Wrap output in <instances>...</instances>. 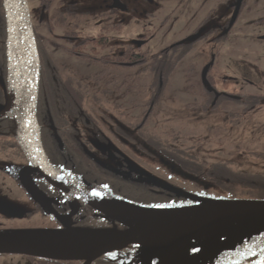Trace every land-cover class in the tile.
Here are the masks:
<instances>
[{"label":"rangeland","instance_id":"374dc122","mask_svg":"<svg viewBox=\"0 0 264 264\" xmlns=\"http://www.w3.org/2000/svg\"><path fill=\"white\" fill-rule=\"evenodd\" d=\"M26 1L39 42L44 39L53 42L60 38L63 33L61 29L55 26L49 35L44 27L39 0ZM69 1L72 0H66ZM121 1L129 7L127 13H108L103 0H81L75 9L77 23H80L76 27L83 37L99 36L108 27L109 32L105 35L114 44L144 42L139 52L147 62L171 44L187 38L192 27L206 12V8H196V0H192L191 6H187L185 0ZM217 1L213 0L211 5L219 4ZM220 1L224 2L220 3L219 9L215 7L210 15V26L214 27L212 31H216V26L227 23L231 15L234 0ZM218 34L214 32L206 44H196L192 52L177 65L165 84L158 106H153L147 118L144 115L149 108L151 84L154 81L147 66L145 70L131 71L129 76L134 80L127 77V83L123 84L125 88L113 91L109 90L111 86L106 85L107 79L94 78L96 69L84 62L66 63V59L61 57L54 64L64 69V77L69 75L75 79L73 81L79 87L76 91L81 92L83 107L101 121L99 128L106 134L107 130L108 133L110 130L122 135V131L125 133L128 149L150 171L149 174L152 172L155 178L201 198H241L251 195L248 189L239 184H217L207 177L208 169L211 165L225 162L237 172L264 175V101L253 110H246L235 103L211 110L204 103L206 96L199 78L202 67L209 59L207 44H210L209 48L220 51L211 72L216 86L241 89V96L249 93L243 84L245 81H258V86L264 88V40H257V36H264V0L246 1L242 14L220 50L219 45L212 43ZM114 49L116 52V46ZM255 72L261 74L263 79L254 78L252 74ZM259 95L264 100V94ZM202 105H205L203 110L200 109ZM143 135L155 138L167 150L183 152L186 160L194 157L202 168L194 171L189 165L170 161L145 145ZM33 225L40 226L38 223ZM254 253L248 260L238 254L235 256L237 259L226 264H258L264 257V249ZM136 259L135 252L132 262L135 263Z\"/></svg>","mask_w":264,"mask_h":264},{"label":"flooded vegetation","instance_id":"af4514ba","mask_svg":"<svg viewBox=\"0 0 264 264\" xmlns=\"http://www.w3.org/2000/svg\"><path fill=\"white\" fill-rule=\"evenodd\" d=\"M80 1L39 0L40 16L44 17L41 21L45 24L44 27L49 35L53 33L55 26L63 32L62 36L55 41L53 40V42L49 39L41 40L42 51L39 55L37 46L40 43L32 27L34 39L36 38L34 41L38 61L41 59L40 70L43 81L41 92L45 109V113H42L40 118L37 116L39 128L45 129L44 135L39 138L40 147L49 169L66 186L77 192L105 201L119 200L144 207L141 202L145 200L147 193L149 196H153L155 200L157 196L165 194V192L150 185V179L146 176V172L150 173V171L131 154L125 141L126 138L124 139L125 133L122 131V135L112 132V130L108 133L107 130L106 134L99 128L101 121L99 122L83 107L81 92L76 91L79 87L73 81L75 79L69 75L64 77L66 75L63 73L64 69L54 64L61 57L66 59V63L84 62L96 69L94 78H106V85L111 86L109 90L120 91L121 88H125L123 84L128 81L130 68L146 61L145 56L139 52V48L144 45V42H141V45H137L135 42L131 44L130 42L132 46L129 42H116L114 44L113 40L105 35L109 32L107 31L108 27L99 36L83 37L81 31H78L76 27L80 23H77L78 17L75 9L79 6ZM103 1L106 3L103 7L108 13L118 12L124 14L129 11V7L121 0L120 2L127 7L126 12L111 9V0ZM185 1L187 6L192 5V0ZM212 1L196 0V4L194 3L196 8H206V12L192 27L191 34L187 38L171 44L169 48L184 41L181 45L185 44L189 48L188 54H190L196 44L201 42L206 44L211 35L217 31L218 36L211 42L213 45H219L220 50V46L222 47L227 42L229 34L242 14L247 0H243L235 23L228 29L236 2L234 0L228 22H225L223 26H216V31H212L214 27L210 26V15L214 12L215 7L219 9L218 6L221 1L218 0L219 4L211 5ZM3 6V0H0V105L4 104L2 83L5 87L8 84L5 48L6 21ZM29 18L31 21L30 16ZM3 29H5L4 39L1 35ZM263 38L264 36H257V40L262 41ZM209 45L207 44L209 59L204 66L211 61H213V64L208 70L206 79L220 96L215 98L214 92H208L202 86L200 72L199 82L206 96L204 103L211 110L229 103L242 105L246 110L259 108L264 103L259 95L260 93L264 94V88L258 86V81H245L243 84L249 89V93L247 92L248 94L243 96H241V89H225L222 86H216L211 72L215 67L220 51H216L213 47L209 48ZM114 46L117 48L116 52ZM252 75L254 78L263 79L261 74L258 75L256 72ZM247 99H252L255 103L248 107ZM204 106L202 105L200 109L203 110ZM152 108L153 104L150 103L148 111L144 115L146 118ZM12 114H14L13 110L0 118V235L62 230L67 227L80 230L114 229L124 231L125 228L122 226L102 217L87 205L52 187L37 175L15 140V135L18 134L17 122H11L10 124L9 117H12ZM111 121L113 122L112 119ZM144 144L146 145L145 142ZM137 153L140 154L139 151ZM105 185H107V188L104 187ZM93 190L100 191L103 196H93ZM165 195L169 196L168 194ZM34 223H38L40 226L35 227ZM135 252H137V246H128L107 253L91 264H136L132 262ZM252 257L253 254L243 259L248 260ZM237 258L234 257L233 261ZM0 264L83 263L0 254Z\"/></svg>","mask_w":264,"mask_h":264},{"label":"water","instance_id":"95a60500","mask_svg":"<svg viewBox=\"0 0 264 264\" xmlns=\"http://www.w3.org/2000/svg\"><path fill=\"white\" fill-rule=\"evenodd\" d=\"M111 2V9L127 11L120 0ZM3 3L8 87L6 89L2 83L4 104L0 105V118L11 110L16 113L18 134L15 135V140L41 179L125 230H80L67 227L62 230L5 234L0 235V254L91 264L107 253L137 246L136 264H199L213 245L221 244L220 248L226 245L228 252L216 264H226L238 254L246 257L264 249V238L234 247L236 237L250 234L257 226H264V200L201 198L146 173L150 185L190 203L181 207L150 208L119 200L94 198L75 191L58 179L49 169L39 143L35 118L39 63L27 1L3 0ZM242 3L243 0H236L228 29L235 23ZM19 32L25 40L27 52L25 55L19 50L17 59L15 40ZM135 43L141 45V42ZM183 43L181 41L171 48ZM212 64L213 61L202 69L201 84L208 92H214L217 98L220 94L213 90L206 79ZM24 81L29 88L23 115L19 95ZM33 144L36 146V153L32 150ZM97 252L99 254H95Z\"/></svg>","mask_w":264,"mask_h":264},{"label":"trees","instance_id":"16d2710c","mask_svg":"<svg viewBox=\"0 0 264 264\" xmlns=\"http://www.w3.org/2000/svg\"><path fill=\"white\" fill-rule=\"evenodd\" d=\"M1 35L3 36L4 39L5 29L2 30ZM37 49H38V54L41 55L42 50L40 44H38ZM188 49L189 48L185 44L178 47L168 48L160 52L159 54L152 56L149 62H147L146 60L144 63L130 68L129 74H131V71H135L140 68H142V70H145L146 66L151 71L154 81L151 84L152 96L150 103H152L153 106L155 107L158 106V102L161 98L165 84L167 83L171 74L174 72L177 65L186 58L188 54ZM38 63H39V80H38V89H37V95L35 101L36 124H37V116L40 118V116H42V113L43 114L45 113L43 95L41 92V88L43 86V81L41 77L42 74L40 70L41 59H39ZM130 78L132 79V76L131 77L129 76V79ZM101 79H106V78H101ZM133 80L134 78L131 81ZM247 103L249 107L255 102L252 99H247ZM9 118L11 120L10 124L11 122L12 123L16 122V113L14 112V114H12V117L10 116ZM37 128H38V137L40 138L44 135L45 129H40L38 124H37ZM143 139L148 146H150L155 151L160 152L161 155L168 158L172 162L179 163L182 165H189L193 170L194 169L198 170L202 168V165H199L194 157H188L189 160H186L183 158V156L185 155L183 152L171 150V149L167 150V148H163L161 143L153 137H148L147 135L145 136L143 135ZM207 177L213 180L214 182H216L217 184H220L222 182H225L227 184H239L241 187L248 189L251 195H246L241 197L243 199L245 198V199H253V200H264V175H260V174L250 175V174L237 172L234 169H232L228 163L219 162L217 164L210 166V168L208 169ZM253 192H255L256 194H252ZM165 194L157 196L156 199L154 200V197L149 196L147 193L145 200L141 202V205H143L144 207H158V205H166L164 207H158V208H165V207L171 208L178 205L186 206L190 204L182 199H177L176 197L171 195L166 196ZM241 198L228 196L227 198H221V199H241Z\"/></svg>","mask_w":264,"mask_h":264},{"label":"bare ground","instance_id":"6f19581e","mask_svg":"<svg viewBox=\"0 0 264 264\" xmlns=\"http://www.w3.org/2000/svg\"><path fill=\"white\" fill-rule=\"evenodd\" d=\"M25 40L23 38V36L20 34H18L16 40H15V52H16V56L18 59V51L20 50L21 52H24V54L26 55L27 52V47L25 46ZM16 77L13 78V82H15ZM25 84L23 85V90H21V94L19 95L20 97V102L21 104V113L24 115L25 113V106H26V98H27V93H28V88L29 85L26 84V81H24ZM14 94V93H13ZM32 150L33 152L36 153V146L35 144H33L32 146ZM248 234V235H247ZM243 234L244 237L243 239H240L243 235H239V237L235 238V242H234V247H240L241 245H243L245 242H255L258 241L262 238H264V226H257L250 234ZM221 245V244H220ZM220 245H213L212 249L210 250V252H208L207 255H205L199 262V264H216L218 262H220L223 257L225 256V253L228 252V249L226 247V245H224L223 248H220ZM95 254H99V252L95 253Z\"/></svg>","mask_w":264,"mask_h":264},{"label":"snow or ice","instance_id":"6c2138e0","mask_svg":"<svg viewBox=\"0 0 264 264\" xmlns=\"http://www.w3.org/2000/svg\"><path fill=\"white\" fill-rule=\"evenodd\" d=\"M104 187L107 188V185H105ZM92 195L93 196H96V197H102L103 196V193H101L98 190H93ZM164 206H166V205H158V207H164ZM194 250H196V249H194ZM252 254L255 255V253H252ZM258 264H264V257H262L260 259V261H258Z\"/></svg>","mask_w":264,"mask_h":264}]
</instances>
